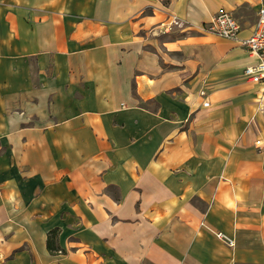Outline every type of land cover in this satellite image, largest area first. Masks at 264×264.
Here are the masks:
<instances>
[{
	"label": "crops",
	"instance_id": "1",
	"mask_svg": "<svg viewBox=\"0 0 264 264\" xmlns=\"http://www.w3.org/2000/svg\"><path fill=\"white\" fill-rule=\"evenodd\" d=\"M263 3L0 0V264H264Z\"/></svg>",
	"mask_w": 264,
	"mask_h": 264
},
{
	"label": "built area",
	"instance_id": "2",
	"mask_svg": "<svg viewBox=\"0 0 264 264\" xmlns=\"http://www.w3.org/2000/svg\"><path fill=\"white\" fill-rule=\"evenodd\" d=\"M205 28L224 39L238 42L249 55L256 58L257 63L247 67L244 76L251 82L264 86V3L258 11L256 28L248 38H240L241 26L235 16L229 12L219 13ZM260 111L264 112V107H260ZM218 236L229 246L233 245L224 234L220 233Z\"/></svg>",
	"mask_w": 264,
	"mask_h": 264
},
{
	"label": "trees",
	"instance_id": "3",
	"mask_svg": "<svg viewBox=\"0 0 264 264\" xmlns=\"http://www.w3.org/2000/svg\"><path fill=\"white\" fill-rule=\"evenodd\" d=\"M55 235V232H52L49 239H48V248L51 250V252H54L55 248L53 246V237Z\"/></svg>",
	"mask_w": 264,
	"mask_h": 264
}]
</instances>
